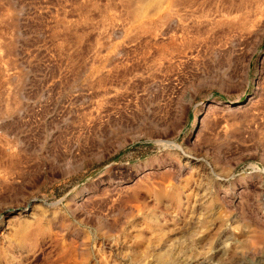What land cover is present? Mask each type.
<instances>
[{"label":"rangeland","instance_id":"rangeland-1","mask_svg":"<svg viewBox=\"0 0 264 264\" xmlns=\"http://www.w3.org/2000/svg\"><path fill=\"white\" fill-rule=\"evenodd\" d=\"M0 264H264V0H0Z\"/></svg>","mask_w":264,"mask_h":264},{"label":"bare ground","instance_id":"bare-ground-1","mask_svg":"<svg viewBox=\"0 0 264 264\" xmlns=\"http://www.w3.org/2000/svg\"><path fill=\"white\" fill-rule=\"evenodd\" d=\"M169 250V249H168ZM160 251V250H159ZM166 251V250H165ZM146 253V252H145ZM158 253V252H157ZM148 254V253H147ZM165 254H166V252H165ZM165 254H164V256H165ZM163 255V254H162ZM169 255V254H168ZM159 257V256H158ZM162 258V257H161ZM164 259V258H163ZM158 263V262H157Z\"/></svg>","mask_w":264,"mask_h":264}]
</instances>
